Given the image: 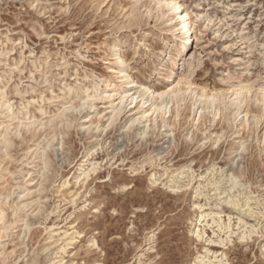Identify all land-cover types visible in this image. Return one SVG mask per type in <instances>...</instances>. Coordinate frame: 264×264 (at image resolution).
<instances>
[{"label":"rangeland","instance_id":"rangeland-1","mask_svg":"<svg viewBox=\"0 0 264 264\" xmlns=\"http://www.w3.org/2000/svg\"><path fill=\"white\" fill-rule=\"evenodd\" d=\"M181 1L203 25L183 53L162 0H0V264H49L71 225L67 263L264 264V0ZM169 88L162 117L133 107ZM123 90L136 100L112 116ZM201 210L222 228L198 238Z\"/></svg>","mask_w":264,"mask_h":264},{"label":"bare ground","instance_id":"bare-ground-1","mask_svg":"<svg viewBox=\"0 0 264 264\" xmlns=\"http://www.w3.org/2000/svg\"><path fill=\"white\" fill-rule=\"evenodd\" d=\"M162 1H164L166 4L170 3L173 7L172 9H169L171 11H169L168 17H167L168 24H167L166 28L170 31V35L167 36V38H166L165 46L167 49H169L170 43L174 42L176 44V49H175L176 53H183L184 50L187 48V45L190 41H192L191 42V44H192L194 41H197L201 38V33L203 30V25L200 24L201 15L198 12H193L191 9L190 10L187 9L186 6H184V3L182 1L181 2H179V0H162ZM189 14H192V19H189ZM191 44H190V46H191ZM189 48L190 47L187 48L188 51H189ZM192 60H193V57L190 55V57L188 59H185V58L183 59V63H184V65L186 64L188 67H191ZM118 64H122L121 59L118 60ZM178 90L179 89H175V88H169V89H166L165 91H159V90L158 91H149L147 89H143L140 104L136 102L133 107L142 108L147 103L148 106L150 105L148 108V111L143 110V111H145L146 114L151 113L153 115V117H155L157 115V113L160 111V115L162 117L165 113V111H163V109L165 107L164 101H167L169 103L174 102L175 104H177ZM233 94L234 95L231 98V102L233 103L235 110H237L239 105L243 102V98L241 96L240 91H234ZM99 95L100 94H98V98H103V96H101V95L99 96ZM109 96L110 95L108 94V97ZM200 97L203 98V102L209 104L210 108H212L213 105H215L217 103V100H218V98L216 96H214L213 94H208L206 92H202ZM128 98H129L130 104L136 100V97L131 96V94L127 90H123V92L118 95L119 101L115 105H114L112 100L109 101L110 104L112 105V108H111L112 109L111 111L113 114L112 116L117 115L118 113L121 112L122 109H124V107H125L123 105L124 100L128 99ZM89 154H91V153L88 152L84 156H82L83 158L78 162V164H76V170H77L76 179H77V181H75V182H80L82 180L81 183H83V180L85 181L90 176L91 172L96 171L95 170L96 167H94V166L89 167V164H91V162H90L91 158L88 156ZM91 161H92V159H91ZM179 170L180 171L177 173V175L183 173L182 168H180ZM174 176H175L174 174L170 175V178H171L170 181L174 180L173 179ZM234 179H236V176H234L232 173H230L228 175V180H230V181L233 180L234 182H233L232 186L229 187V190L231 188H233L235 185ZM236 182H238V181H236ZM67 183L68 182L66 180L61 183V189L60 190L63 191L62 193H64V192L66 193L68 191V190L66 191V188H65L66 187L65 185ZM174 183H178V182L174 181ZM207 184H210V182L208 181ZM64 188H65V190H63ZM224 192H225V190H224ZM67 193H69V191ZM63 199H65V198H63ZM251 199H253L252 196H245L244 204H242V202H240V198H238L234 194H231L223 202H225L231 209L238 211L240 214H242V216L248 215L249 217H251V216L255 217L256 212L253 210V208L251 207V204L249 203V201ZM73 200H74V198H73ZM75 200H77V198ZM217 200H221V199L217 198ZM214 205H217V203H214ZM243 205L246 206V208H242ZM218 214H219L218 212H212V211L211 212H208V211L205 212L204 210L200 211V213L198 215V219H196L197 229L195 230L196 236L198 238H200L201 235L205 232V227L210 226L213 223H215L217 227L222 228L221 223H220L222 220V217L219 216ZM208 217H210V219ZM2 218H3V214H2V211H0V219H2ZM228 219H230V216H228ZM238 221L241 222V221H243V219L239 216ZM244 224H247V222H245ZM198 226H201V227H198ZM73 227L74 226L71 225L68 228V230H63L61 232L62 236L60 238L53 239L54 240L53 242L57 243V245H56L57 249L55 251V255L50 258L49 264H72V262L67 263L68 261H65L64 258H65V254L67 252L66 251L67 247L70 244H72V241L74 239L73 238V233H75V232H73L74 230L72 232L69 231L70 229H73ZM250 227L255 228L254 225H250ZM224 228L229 229V223H227V225L224 224L223 229ZM222 232H224V231H222ZM227 232H228V230H227ZM249 232H251V230H249ZM249 232H248V234H249ZM61 233L60 234L54 233L52 235H49L47 238L51 239V238H53L54 235H61ZM243 234H247V231H245ZM92 242H93V245H96V241L94 239L92 240ZM196 258L198 259V258H200V256H197ZM200 260H202V258ZM215 261H216V264H222L221 258L214 260V261L210 260L208 263L214 264ZM193 264H197V263L193 262Z\"/></svg>","mask_w":264,"mask_h":264}]
</instances>
